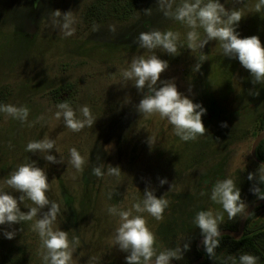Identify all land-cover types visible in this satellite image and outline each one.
Masks as SVG:
<instances>
[{
	"label": "rangeland",
	"instance_id": "obj_1",
	"mask_svg": "<svg viewBox=\"0 0 264 264\" xmlns=\"http://www.w3.org/2000/svg\"><path fill=\"white\" fill-rule=\"evenodd\" d=\"M170 2L175 10L181 0ZM220 2L243 11L236 29L241 38L256 35L264 44V11H254L257 0ZM123 6L113 11L104 0H0V104L26 106L28 121L33 122L29 127L0 113V191L20 195L6 180L21 164L35 161L46 171L50 184L46 195L60 208L53 228L66 231L70 241L73 237L79 240L72 248L71 264H125L127 253L114 240L119 218L110 215L108 208L128 210L143 199L146 188L170 202L162 221L147 212L137 213L154 232L157 251L182 247L185 242L190 244L188 251H194L202 236L193 223L196 213L222 211L210 199L218 180L233 179L246 208L257 199L250 192L256 181H249L248 174L257 173L259 167L251 146L263 128H259L258 115L264 119V85H253L249 72L237 59L225 57L217 41L202 50H189V29L166 18L158 0H136L134 7L128 0ZM149 8L151 14L146 15L144 10ZM56 9L72 11L76 20L73 36L64 37L53 27L49 13ZM94 24L98 30H93ZM153 30L180 34L183 47L178 46L179 55L159 48L154 53L169 65L161 80L174 79L181 93L207 110L202 116L207 131L194 141H182L158 114L137 112L142 94L132 81L122 78L134 57L153 54L134 43L139 33ZM197 31L203 38V29ZM201 51L208 60L194 72ZM250 91H259V95H250ZM64 101L73 109L89 106L93 125L80 132L66 128L63 118H55L57 105ZM38 117L43 119L37 122ZM77 118L83 119L78 111ZM223 122L227 127H221ZM149 137L154 139L152 145ZM45 138L56 141L59 152L53 148L49 154L62 158L63 163L51 164L43 154L25 151L29 141ZM73 147L86 161L81 171L69 163ZM99 163L104 164L103 178L92 175V167ZM108 165L118 166L120 175H107ZM165 178L168 183L161 186L159 179ZM259 186L264 189V184ZM19 206L27 212L35 205L25 198ZM241 218L229 220L224 213L220 230H236ZM36 219L39 215L11 227L0 225V254H13L14 264H44L41 239L33 230ZM248 227L264 229V209ZM5 230L15 232L13 239L5 238ZM263 243L264 237L262 247ZM217 248L227 251L229 246Z\"/></svg>",
	"mask_w": 264,
	"mask_h": 264
},
{
	"label": "clouds",
	"instance_id": "obj_2",
	"mask_svg": "<svg viewBox=\"0 0 264 264\" xmlns=\"http://www.w3.org/2000/svg\"><path fill=\"white\" fill-rule=\"evenodd\" d=\"M241 3L242 0H236ZM159 7L166 18L174 19L185 25L187 32V48L191 51L203 49L210 41H217L222 49L223 55L228 58L237 59L240 65L249 72L253 85H264V44L258 36L252 35L241 38L236 30L239 22L244 17L242 10L238 8L228 9L220 0H181V3L172 9L170 0H158ZM254 11H264V0H257ZM146 15L151 14V9H145ZM52 18L53 27L59 28L64 37H71L76 29V23L71 10L62 12L59 9L49 13ZM203 29L204 36L201 38L197 29ZM93 30H98L93 25ZM115 32V28L111 27ZM180 34L171 30L161 32L153 30L141 32L134 39L139 48L153 52L147 57L141 55L134 57L129 67L122 71L124 81H132V86L142 94V98L135 106L137 112L144 116L158 114L161 119H166L173 126V131L182 141H194L203 136L207 129L202 121L206 109L199 103L181 93L173 80H161V75L168 68V62L160 59L154 50L161 49L169 55H179L178 46ZM208 57L201 51L199 60L193 66V71L198 72L203 62ZM250 95H259V91H250ZM59 109L55 113L57 120L63 118L66 128L73 132H80L85 126L91 127L95 118L91 114L89 106L82 105L73 109L67 101L57 105ZM29 109L26 106H14L12 104H0V113L27 123L29 127L33 122L28 121ZM77 111L83 119L77 118ZM43 119L38 117L37 122ZM221 127H227L226 122ZM152 145L154 139L148 138ZM55 148L56 141L45 138L29 141L25 151L30 153H41L43 158L51 163H63V159L57 160L56 156L49 154ZM69 163L77 171H81L86 161L79 151L73 147L69 149ZM99 159V157H97ZM104 164L99 163L92 167V175L103 178ZM121 169L108 165L107 175L119 176ZM249 181H256L250 188L258 200H264V189L259 185L264 184V163L260 164L257 173L248 174ZM168 183L167 179H159L162 186ZM6 184L20 195L14 196L8 192L0 191V225L20 224L23 221L35 220L33 230L38 232L41 239V256L44 264H71L72 248L79 244V240L73 237L69 240L68 233L63 230H55L53 224L60 211L55 201H50L46 193L50 190V184L46 171L38 167L36 162L21 164L16 170L9 174ZM173 184L170 186V190ZM204 193H201L203 195ZM29 199L35 206L28 208L27 212L21 211L20 203ZM210 199L220 205L222 211L201 210L195 215L193 223L200 229L203 237L202 244L210 259L215 255V249L220 245L221 231L219 225L223 223L224 213L228 219L233 220L237 216L245 217L246 204L241 198V190L233 179L226 178L218 180L211 189ZM169 201L162 196L157 197L154 190L146 188L142 200H137L128 210H121L116 206L108 208L110 215L118 216L119 225L115 229V244L119 250L127 253L125 264H170V261L183 259V253L190 250V244L185 242L182 247L157 251L156 236L148 227L144 216L137 213L147 212L156 221H162L165 209L169 207ZM47 211H43L45 208ZM5 238L13 239L14 231H4ZM259 258L252 254H242L237 258L229 256L227 261L231 264H258ZM225 261V264H227Z\"/></svg>",
	"mask_w": 264,
	"mask_h": 264
},
{
	"label": "flooded vegetation",
	"instance_id": "obj_3",
	"mask_svg": "<svg viewBox=\"0 0 264 264\" xmlns=\"http://www.w3.org/2000/svg\"><path fill=\"white\" fill-rule=\"evenodd\" d=\"M258 117H259V119H258L259 128H261V127H263V128H261L262 129L261 131L260 130L258 131L256 137L262 131H264V119L261 118L262 116H260V114L258 115ZM261 143L263 144L264 140ZM257 152H258V150H257ZM257 156H258L259 160L264 163V153L262 155L258 154ZM255 162L258 165H260V163H258L257 161H255ZM255 201H258V199H256ZM255 201H253V202H255ZM260 209H264V205L257 207L253 211V212H255V215ZM239 223H240V221H239ZM238 227H239V224H238ZM238 227L236 230H233V228H232L229 231L236 232L238 230ZM247 234H248V236L253 238L254 251H249L244 246V238ZM262 237H264V229L262 230V228H261V229H257L256 231H251L249 229V227H247V223H246L243 235L240 237V239L235 240V241H240V247L234 248L232 246H229L228 243H224L223 245L229 246L227 251H221V248L220 249L216 248L214 257H212V259H210L208 257V255L206 254L204 247L202 249H200L197 246H195L194 251H185L183 253V259H181V260L173 259L170 261V264H194L195 262H199L198 264H225V261H227V258L229 256H232V257H235L238 259V257L240 255L245 254V253L257 256L259 258L258 264H264V243H263V247L260 244ZM200 238H202V236ZM232 240H234V239H232ZM227 264H231V261H227Z\"/></svg>",
	"mask_w": 264,
	"mask_h": 264
},
{
	"label": "trees",
	"instance_id": "obj_4",
	"mask_svg": "<svg viewBox=\"0 0 264 264\" xmlns=\"http://www.w3.org/2000/svg\"><path fill=\"white\" fill-rule=\"evenodd\" d=\"M128 0H115V4L114 2L112 3V0H104V2H109L110 3V9L113 10V11H119L122 6L124 4L127 3ZM135 2L136 0H131V4H132V7L135 6ZM106 4V3H105ZM129 4V3H128ZM118 5H120L121 7L119 8ZM124 7V6H123ZM262 129H260L261 131ZM258 154L259 155H262L264 153V143L260 144L259 147H258ZM257 154V155H258ZM262 159V158H261ZM255 216V212H253L251 214V216L249 217L248 219V222H247V227H248V224L251 222V220L253 219V217ZM224 243H228L229 246H232L234 248H238L240 247V241H235V240H232L230 237L228 236H223V237H220V246L223 245ZM196 246L200 249L203 248V245L202 246H198V244H196ZM244 246L247 250L249 251H254V243H253V238L248 236V234L245 236L244 238ZM13 252V251H12ZM14 253V252H13ZM12 257H10V255L7 257L5 252L4 253H1L0 254V264H14L15 263V259L16 257L13 258V254L11 255Z\"/></svg>",
	"mask_w": 264,
	"mask_h": 264
},
{
	"label": "water",
	"instance_id": "obj_5",
	"mask_svg": "<svg viewBox=\"0 0 264 264\" xmlns=\"http://www.w3.org/2000/svg\"><path fill=\"white\" fill-rule=\"evenodd\" d=\"M264 140V131H262L253 141L252 146H251V156L252 158L257 161L258 163L262 164L263 162L259 160L258 156H257V149L259 147V145L261 144V142ZM264 205V200H258L253 202L251 205H249L246 208V214L244 218H241L240 223H239V227L238 230L236 232H232L229 230H221V237L222 236H229L234 240H238L240 239V237L243 235L244 233V229H245V225L248 221V218L250 217L251 213L259 206ZM202 240L203 237L200 238L198 240V246H202ZM199 262H195L194 264H198Z\"/></svg>",
	"mask_w": 264,
	"mask_h": 264
}]
</instances>
